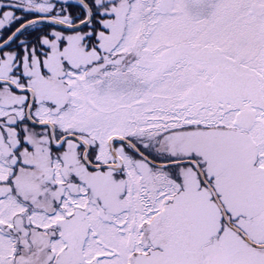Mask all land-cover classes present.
Masks as SVG:
<instances>
[{"label":"snow or ice","instance_id":"6c2138e0","mask_svg":"<svg viewBox=\"0 0 264 264\" xmlns=\"http://www.w3.org/2000/svg\"><path fill=\"white\" fill-rule=\"evenodd\" d=\"M0 264H264V0H0Z\"/></svg>","mask_w":264,"mask_h":264}]
</instances>
